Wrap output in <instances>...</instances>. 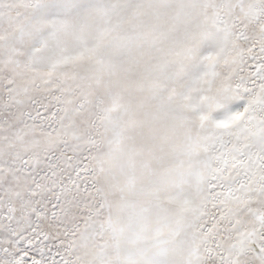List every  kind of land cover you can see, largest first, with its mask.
I'll use <instances>...</instances> for the list:
<instances>
[{"label":"snow or ice","instance_id":"1","mask_svg":"<svg viewBox=\"0 0 264 264\" xmlns=\"http://www.w3.org/2000/svg\"><path fill=\"white\" fill-rule=\"evenodd\" d=\"M0 264H264V0H0Z\"/></svg>","mask_w":264,"mask_h":264}]
</instances>
